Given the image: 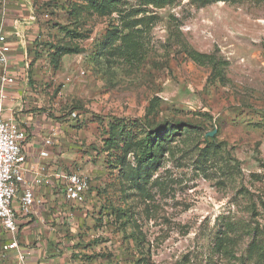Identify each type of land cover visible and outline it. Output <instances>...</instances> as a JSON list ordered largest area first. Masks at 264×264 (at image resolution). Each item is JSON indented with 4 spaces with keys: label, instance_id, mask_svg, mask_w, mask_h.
<instances>
[{
    "label": "rangeland",
    "instance_id": "rangeland-1",
    "mask_svg": "<svg viewBox=\"0 0 264 264\" xmlns=\"http://www.w3.org/2000/svg\"><path fill=\"white\" fill-rule=\"evenodd\" d=\"M33 3L35 114L60 127L53 165L89 184L75 264H264V0ZM128 31L135 55L105 44Z\"/></svg>",
    "mask_w": 264,
    "mask_h": 264
},
{
    "label": "crops",
    "instance_id": "crops-1",
    "mask_svg": "<svg viewBox=\"0 0 264 264\" xmlns=\"http://www.w3.org/2000/svg\"><path fill=\"white\" fill-rule=\"evenodd\" d=\"M2 1L5 8L4 17L0 21V33L11 43L10 71L19 84L24 73V54L28 56L29 62L31 60L30 52L37 22L34 0ZM29 70L26 91L17 87L9 92L3 116L12 117L27 131L24 146L27 165L44 162L50 174L56 168L53 165L54 153L51 151L47 160L41 161L37 158V149L48 127V121L44 115L35 114V94L29 86ZM50 184L51 186L41 191L43 204L33 210L29 219L19 218L18 243L21 249L29 254L25 260L26 264H75L71 250L74 240L67 239V233L71 237L75 232V220L72 224L61 221L59 213L65 211L67 204L64 203L61 192L56 189L58 181L54 177H51ZM4 243L5 241L0 242V264H18L14 252L2 253Z\"/></svg>",
    "mask_w": 264,
    "mask_h": 264
},
{
    "label": "built area",
    "instance_id": "built-area-1",
    "mask_svg": "<svg viewBox=\"0 0 264 264\" xmlns=\"http://www.w3.org/2000/svg\"><path fill=\"white\" fill-rule=\"evenodd\" d=\"M10 53L11 43L0 33V242L5 241L2 245L3 254L14 252L18 264H26L29 254L21 249L17 239L19 218L29 219L33 210L43 204L41 191L51 186V177L58 181L56 189L60 190L62 199L67 204L65 211L59 213L58 217L69 224L76 217L73 209L85 203L89 184L85 177L61 168H54V172L49 174L44 162L27 165L24 152L27 131L12 117H4L3 113L10 91L17 87L26 91L30 62L25 53L22 82L17 84L18 79L10 71ZM60 132L57 124L48 121V127L37 149L39 160L50 158Z\"/></svg>",
    "mask_w": 264,
    "mask_h": 264
},
{
    "label": "trees",
    "instance_id": "trees-1",
    "mask_svg": "<svg viewBox=\"0 0 264 264\" xmlns=\"http://www.w3.org/2000/svg\"><path fill=\"white\" fill-rule=\"evenodd\" d=\"M141 2L144 5L153 6L156 9H162L165 6H167L168 4H170L172 2V0H141ZM139 24H140V22H139ZM125 29L129 30L130 29L129 25H126ZM116 41H119L121 43V46H125L126 55L133 56L136 54L138 43L136 42V40L133 39V33L132 32L128 31L127 34L122 35V36L120 35V33H118V34L116 33V34L112 35L110 38H108L105 44L112 46L114 44V42H116ZM127 52H128V54H127ZM185 52H186V55L191 59V61H193L194 63H196L199 66H206V65L214 66L216 64H219V62H216L215 59L210 55L201 54V53L196 52V51L189 49V48H185ZM174 126L178 127V123L174 124ZM161 129L162 128L155 129L153 131V135L145 143L142 155L140 156L139 160L137 161V166L139 168H141L142 166H144L146 163H148L151 160V158L153 156L152 154L154 151V147H152V143L159 144V142L161 141V138H160ZM173 129H177V128L173 127Z\"/></svg>",
    "mask_w": 264,
    "mask_h": 264
},
{
    "label": "water",
    "instance_id": "water-1",
    "mask_svg": "<svg viewBox=\"0 0 264 264\" xmlns=\"http://www.w3.org/2000/svg\"><path fill=\"white\" fill-rule=\"evenodd\" d=\"M209 136H213V134H212V133H210V134H209Z\"/></svg>",
    "mask_w": 264,
    "mask_h": 264
}]
</instances>
